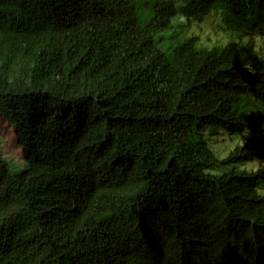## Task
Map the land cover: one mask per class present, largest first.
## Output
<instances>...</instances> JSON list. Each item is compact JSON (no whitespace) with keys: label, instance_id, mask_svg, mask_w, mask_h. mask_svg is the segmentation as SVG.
<instances>
[{"label":"trees","instance_id":"1","mask_svg":"<svg viewBox=\"0 0 264 264\" xmlns=\"http://www.w3.org/2000/svg\"><path fill=\"white\" fill-rule=\"evenodd\" d=\"M256 35L264 0H0V264H264Z\"/></svg>","mask_w":264,"mask_h":264},{"label":"rangeland","instance_id":"2","mask_svg":"<svg viewBox=\"0 0 264 264\" xmlns=\"http://www.w3.org/2000/svg\"><path fill=\"white\" fill-rule=\"evenodd\" d=\"M258 35V34H257ZM256 35V36H257ZM191 36H198L200 43L206 47L214 45H224L230 40V31L220 20L218 15L212 14L204 19L202 23L196 25ZM258 47L264 55V35L257 36ZM247 137L228 138L227 136H217L212 141L214 149L219 157H227L236 145H242ZM0 151L10 161L11 167L15 171H20L26 162L23 157V148L18 144L12 125L0 116ZM259 166L264 167V161L259 162Z\"/></svg>","mask_w":264,"mask_h":264},{"label":"bare ground","instance_id":"3","mask_svg":"<svg viewBox=\"0 0 264 264\" xmlns=\"http://www.w3.org/2000/svg\"><path fill=\"white\" fill-rule=\"evenodd\" d=\"M200 15V14H199ZM105 47V46H104Z\"/></svg>","mask_w":264,"mask_h":264}]
</instances>
